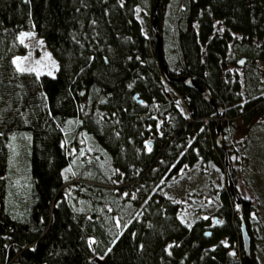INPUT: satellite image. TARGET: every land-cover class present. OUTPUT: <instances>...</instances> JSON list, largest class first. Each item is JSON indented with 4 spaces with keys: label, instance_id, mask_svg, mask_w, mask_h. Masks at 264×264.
Masks as SVG:
<instances>
[{
    "label": "trees",
    "instance_id": "trees-1",
    "mask_svg": "<svg viewBox=\"0 0 264 264\" xmlns=\"http://www.w3.org/2000/svg\"><path fill=\"white\" fill-rule=\"evenodd\" d=\"M143 1L152 18L156 0H0V264H92L94 257L104 264H244L228 187L206 190L219 198L212 221L186 218L159 189L185 165L224 158L212 143L219 121L223 137L237 119L264 122L255 64L264 62V0H186L179 9L178 61L170 67L162 56L168 74L193 78L221 108L168 82L186 97L189 118L162 88L151 21L146 37L133 15ZM167 1L156 11L160 37ZM22 31L43 39L56 59L54 75L14 66L13 56L25 51ZM233 39L244 64L227 59ZM227 63L243 65V83L224 71ZM243 87L253 98L244 100ZM79 133L107 154L120 183L93 161L64 176ZM17 135L21 150L9 146ZM86 169L97 174L94 182L83 179ZM240 203L252 244L248 215L258 209Z\"/></svg>",
    "mask_w": 264,
    "mask_h": 264
},
{
    "label": "rangeland",
    "instance_id": "rangeland-1",
    "mask_svg": "<svg viewBox=\"0 0 264 264\" xmlns=\"http://www.w3.org/2000/svg\"><path fill=\"white\" fill-rule=\"evenodd\" d=\"M182 6V0H168L161 21L162 56L170 67H174L178 61L173 21ZM133 15L140 24L141 32L146 37L149 36L150 2L143 1V5H135ZM17 40L25 48L24 53L15 54L12 58L14 66L18 70L33 71L38 75L41 73L55 74L56 59L52 56L42 38L32 31H22L18 34ZM238 49V44L233 39L227 59L234 58L238 60L240 57H245ZM255 64L258 66L256 75L264 83V62L256 60ZM224 71L231 74L236 71L243 83V65L235 67L233 64L227 63ZM160 82L167 98L173 102L185 118H189L186 97L178 94L161 74ZM243 89L244 100L253 98L254 94L250 93L249 88L243 87ZM77 139L78 145L77 148L72 149L71 162L63 169L64 176H74L85 163L93 161L99 165L104 173L110 176L115 184L120 183L117 171L110 164L107 154L94 142L91 136L86 133H79ZM22 142L25 141L17 135L9 141V146L21 150L24 146L21 144ZM213 142L214 140H212ZM223 142L226 146L231 178L237 194L258 209V212L254 210L248 215V226L252 236L251 256L252 259H255L256 264H264V122L258 119L242 122L241 119H237L227 129L225 137L222 134ZM215 158L218 163L201 161L200 165L195 163L181 167L178 173L168 181L163 182L162 187L159 189L165 196L181 204V211L188 219L193 220L194 217L206 218L209 216L212 221V218H214V212L219 205V198L207 194L206 190L208 188H219L220 186L227 188L223 157L216 155ZM96 176L97 174L94 171L86 169L83 179L86 182H94ZM105 206L111 218L116 219L119 216L113 206L110 204ZM92 264H104V258L94 257Z\"/></svg>",
    "mask_w": 264,
    "mask_h": 264
},
{
    "label": "water",
    "instance_id": "water-1",
    "mask_svg": "<svg viewBox=\"0 0 264 264\" xmlns=\"http://www.w3.org/2000/svg\"><path fill=\"white\" fill-rule=\"evenodd\" d=\"M160 1L161 0H156L154 6L152 7L153 14H152V18H151V28L154 31V36L156 39V42H155L156 57H157L158 62L160 63L163 78L167 82H182L186 87L193 88V89L197 90L199 92V94L201 95V97L205 101H207L213 108H216L218 111H220L221 108L215 106L214 99H213L210 91L207 88H203L202 86H200L193 78H191L189 76L171 77L168 74L167 67L164 64L163 57H162L161 37L157 31L158 16H157L156 11H157V8L160 4ZM244 59H245L244 57L239 58L236 61V64L241 65L243 63ZM134 97H136V94H134ZM214 142H215L216 146L222 148V150L224 152L223 160H224V166L226 169V173H225L226 184H227L230 196L232 197V199L234 201L235 208L237 210V216H238V221H239L238 230H239L241 248L243 251L244 264H250V261H251L250 237H249V234L247 232L246 225H245L243 215H242V211H241L240 196L235 191L234 182L231 178V168H230V164L228 162V156L226 153V148L222 145V134H221L220 121L218 122V124L216 126V135H215ZM214 219H216V218L214 217Z\"/></svg>",
    "mask_w": 264,
    "mask_h": 264
},
{
    "label": "flooded vegetation",
    "instance_id": "flooded-vegetation-1",
    "mask_svg": "<svg viewBox=\"0 0 264 264\" xmlns=\"http://www.w3.org/2000/svg\"><path fill=\"white\" fill-rule=\"evenodd\" d=\"M182 2H183V6H182V8L181 9H185V6H186V0H182Z\"/></svg>",
    "mask_w": 264,
    "mask_h": 264
},
{
    "label": "snow or ice",
    "instance_id": "snow-or-ice-1",
    "mask_svg": "<svg viewBox=\"0 0 264 264\" xmlns=\"http://www.w3.org/2000/svg\"><path fill=\"white\" fill-rule=\"evenodd\" d=\"M22 70V69H21Z\"/></svg>",
    "mask_w": 264,
    "mask_h": 264
}]
</instances>
